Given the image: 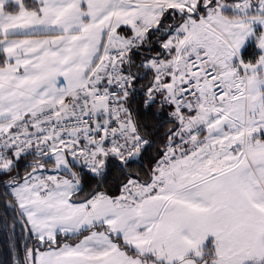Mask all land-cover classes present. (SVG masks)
Returning <instances> with one entry per match:
<instances>
[{
    "label": "snow or ice",
    "instance_id": "obj_1",
    "mask_svg": "<svg viewBox=\"0 0 264 264\" xmlns=\"http://www.w3.org/2000/svg\"><path fill=\"white\" fill-rule=\"evenodd\" d=\"M0 264H264V0H0Z\"/></svg>",
    "mask_w": 264,
    "mask_h": 264
}]
</instances>
